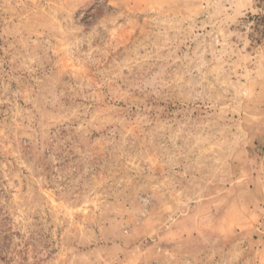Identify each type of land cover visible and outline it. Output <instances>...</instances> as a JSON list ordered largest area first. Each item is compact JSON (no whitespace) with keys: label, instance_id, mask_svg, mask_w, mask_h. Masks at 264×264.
Returning <instances> with one entry per match:
<instances>
[{"label":"rangeland","instance_id":"rangeland-1","mask_svg":"<svg viewBox=\"0 0 264 264\" xmlns=\"http://www.w3.org/2000/svg\"><path fill=\"white\" fill-rule=\"evenodd\" d=\"M0 264H264V0H0Z\"/></svg>","mask_w":264,"mask_h":264}]
</instances>
